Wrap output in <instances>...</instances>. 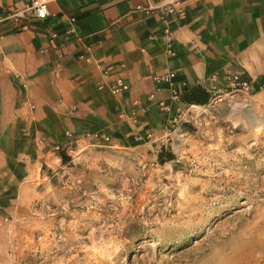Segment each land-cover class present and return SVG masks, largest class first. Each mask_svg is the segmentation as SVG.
Listing matches in <instances>:
<instances>
[{
	"label": "crops",
	"instance_id": "obj_1",
	"mask_svg": "<svg viewBox=\"0 0 264 264\" xmlns=\"http://www.w3.org/2000/svg\"><path fill=\"white\" fill-rule=\"evenodd\" d=\"M32 2L0 0V215L82 138L160 134L235 76L264 86V0H50L44 20Z\"/></svg>",
	"mask_w": 264,
	"mask_h": 264
},
{
	"label": "rangeland",
	"instance_id": "obj_2",
	"mask_svg": "<svg viewBox=\"0 0 264 264\" xmlns=\"http://www.w3.org/2000/svg\"><path fill=\"white\" fill-rule=\"evenodd\" d=\"M62 155L2 210L0 264H264V86Z\"/></svg>",
	"mask_w": 264,
	"mask_h": 264
},
{
	"label": "built area",
	"instance_id": "obj_3",
	"mask_svg": "<svg viewBox=\"0 0 264 264\" xmlns=\"http://www.w3.org/2000/svg\"><path fill=\"white\" fill-rule=\"evenodd\" d=\"M49 1L50 0H33L31 9L34 12L36 18L40 20H44L49 16ZM174 12L175 10L172 7H167V9H165L166 14H174ZM13 17L16 18V20L18 21L19 19L18 14H14ZM161 20H162V23L165 25L166 32L168 34L170 32L169 31V20L166 17H162ZM24 29H26V27H24ZM83 59H85L86 61H89L91 58L89 56H86V57H83ZM172 77H174V74H169V75H166L164 78H162V80H169ZM234 81H235L234 89H237L241 92H247V93L250 92L251 87L246 80H241L239 76H235ZM126 89H127V85L122 80H118V82L116 83L114 87V92L119 93L120 91H123ZM174 122H176V120ZM68 137H71V135L68 134ZM104 139L108 141L110 138L106 137Z\"/></svg>",
	"mask_w": 264,
	"mask_h": 264
},
{
	"label": "trees",
	"instance_id": "obj_4",
	"mask_svg": "<svg viewBox=\"0 0 264 264\" xmlns=\"http://www.w3.org/2000/svg\"><path fill=\"white\" fill-rule=\"evenodd\" d=\"M197 104H198V105H205L206 103H205V102H201V101H199ZM65 159H68V158H67V157H66V158L63 157V155H62V160L65 161Z\"/></svg>",
	"mask_w": 264,
	"mask_h": 264
}]
</instances>
